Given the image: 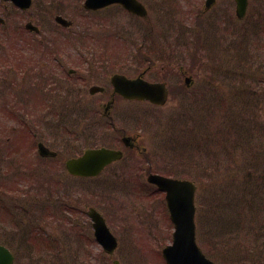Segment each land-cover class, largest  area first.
<instances>
[{"label": "flooded vegetation", "instance_id": "flooded-vegetation-1", "mask_svg": "<svg viewBox=\"0 0 264 264\" xmlns=\"http://www.w3.org/2000/svg\"><path fill=\"white\" fill-rule=\"evenodd\" d=\"M137 1L145 8L144 16L129 13L118 4L87 10L85 0H0V182L5 184L6 172L11 178L21 177V180L34 174L28 179L31 183L26 184L28 189H21L19 193L27 191L25 200L33 193L35 200L39 201L41 192H47V219L68 221L62 243L69 245L63 251L68 259L81 254L88 241L96 243L101 249L99 253L102 252L89 217V213H94L92 210L99 213L98 210L83 204L90 236L85 237L84 229L69 219L70 206H76L74 202H86V193L103 196L111 183L116 186L118 183L113 182L120 180L126 185L119 183L120 192L126 189L135 195L152 189L160 198L164 196L148 182L152 174H161L152 171L149 147L145 144L146 134L135 126L137 120L131 106L163 109L168 103L160 106L139 100L137 96H130V89L140 90L146 84H158L164 88L170 102L172 97L193 95L197 84L196 75L184 67L188 59L183 47L188 44L185 42L190 31H197L181 29L178 24L177 27L176 24L171 27L167 24L163 30L154 29V17L161 19L159 12L168 20L176 14L181 16L179 12H171L172 0ZM205 2L203 0L196 18L207 14L214 16L206 34L217 36V40L208 43L210 47L206 44L209 54L205 60L197 59L204 51L199 44L192 47L193 60L192 55L188 58L193 67L199 63L205 67L208 75L200 84L213 92L215 52L223 53L225 58L220 61L222 73L230 76V35L264 32V0H247L240 18L237 17L235 0H211L207 7ZM121 12L140 27L137 29L141 35L138 45H129L132 35L120 33L118 27H113L114 17ZM234 21L238 22V27L236 24L232 27ZM93 25L101 26L98 35L88 29ZM96 38L101 41L99 45L92 42ZM240 65L244 66L241 62ZM133 81L137 86L129 85ZM39 127L40 130L45 128L46 135L39 132ZM52 130L57 133L56 139L50 135ZM40 147L45 149V155L40 153ZM98 148L119 151L121 156L94 176L72 172L76 170H73L75 167L72 169L71 161L78 160L89 149ZM40 165H44L39 172L44 178L38 185ZM85 168L83 165L79 170ZM68 180L73 181L75 198L71 197ZM42 182L48 186L51 184L52 188H42ZM92 184L94 186H89ZM14 207L15 213L12 212ZM18 209L23 211L15 204L7 208L0 206V245L11 254L12 264H21L20 249L29 250L32 257L38 251L35 246L43 247L37 236L23 235L26 229L22 230L17 223L22 220ZM37 210L32 208V215ZM28 211L24 209L26 216ZM7 217L10 221L13 217L20 219L14 220V224L10 222L11 233L6 227ZM38 221L37 213L34 222ZM32 225L28 223L27 227ZM54 233L59 234L52 231L48 247L58 249L55 241L59 236L55 237Z\"/></svg>", "mask_w": 264, "mask_h": 264}, {"label": "rangeland", "instance_id": "rangeland-1", "mask_svg": "<svg viewBox=\"0 0 264 264\" xmlns=\"http://www.w3.org/2000/svg\"><path fill=\"white\" fill-rule=\"evenodd\" d=\"M202 2L172 0L171 12H179L181 16L176 14L168 20L159 12L161 19L156 16L153 19L154 29L163 30L167 24L170 27L178 24L181 29L197 31H190L185 42L188 44L183 46L188 59L184 67L193 68L189 71L196 75L193 95L172 97L163 109L134 104L131 106L137 120L134 124L146 134L145 144L149 147L152 171L196 183V242L202 252L216 264H264V32L252 31L244 36L239 35L240 32L231 33V75L222 73L220 61L225 57L223 53L215 52L214 87L218 89L209 92L200 84L208 75L205 67L200 63L193 67L188 58L192 55L193 60L192 47L199 44L204 51L197 59L205 60L209 54L206 44L210 47L208 43L217 40V36L206 34L214 16L207 14L196 18ZM131 19L121 12L114 17L112 24L119 28L118 32L132 35L129 45H138L141 43V35L137 33L140 27ZM234 22L232 27L234 24L238 27V22ZM107 26H111L110 23ZM100 27L93 25L88 29L98 35ZM92 42L99 45L101 41L96 38ZM240 62L245 67L239 66ZM218 65L221 68H216ZM38 129L46 135L45 128ZM56 134L52 130L50 135L56 139ZM42 166H38V185L44 178L39 174ZM4 175L5 184L0 182V206L7 208L15 204L23 208L22 212L18 209L22 220L13 217L10 221L7 217V230L11 233L10 222L14 224L16 219L20 220L17 223L22 230L28 229L27 224L34 223L37 213L39 217L33 226L38 229L39 244L43 247L35 246L38 251L32 257L29 250L20 249L21 264H112L113 259L120 264H165L161 250L170 243L173 228L163 196L159 199L152 189L146 188L148 192L135 195L126 189L120 192L119 183H125L117 180L113 183L118 184L111 183L103 196L86 193V202H74L76 206H70L69 219L84 229L85 237L90 236L91 229L85 221L88 218L84 211L93 206L105 218L118 246L113 256H108L99 253L101 249L96 243L88 241L81 254L68 259L63 251L69 245L62 244L68 221L47 219V192H41L39 201L35 200L33 193L29 192L31 195H27V201L24 199L27 191L19 193L21 189H28L26 184L31 183L28 179L34 174L22 177L24 180L11 178L7 172ZM7 179H10L8 183ZM67 184L71 197L75 198L73 181L68 180ZM40 186L52 188L46 182ZM89 198L94 201L90 202ZM85 203L86 207L83 206ZM25 208L29 210L28 216L24 213ZM32 208H38V212L33 211L32 215ZM12 212L15 213V207ZM52 231L60 234L59 240L55 241L58 249L48 247L49 232L52 234Z\"/></svg>", "mask_w": 264, "mask_h": 264}, {"label": "water", "instance_id": "water-1", "mask_svg": "<svg viewBox=\"0 0 264 264\" xmlns=\"http://www.w3.org/2000/svg\"><path fill=\"white\" fill-rule=\"evenodd\" d=\"M114 1V0H112ZM112 1L86 0L87 8L102 7ZM130 12L138 16H144L145 10L136 2V0H118ZM211 0L206 1V7ZM237 14L240 15L246 4V0H236ZM129 85L137 86L136 82H129ZM131 97L137 96L139 100L147 99L153 104L164 105L166 103L167 93L160 85L146 84L144 89H130ZM156 95V97H153ZM158 96V97H157ZM136 98V97H135ZM119 154L105 149L88 151L84 161L87 162L85 174L95 175L101 169L114 159L119 158ZM78 170V169H75ZM79 173V171H76ZM84 173V171H80ZM151 182H154L159 189L165 192V201L170 220L174 226L172 234V244L162 250V256L166 264H214L207 259L201 252L195 241L194 225V192L195 186L187 180H175L161 176H151ZM94 221L95 237L103 246L104 251L112 254L116 248V239L110 234L105 226L103 219L97 214L92 213ZM0 264H11L10 255L0 248ZM113 264H119L114 261Z\"/></svg>", "mask_w": 264, "mask_h": 264}]
</instances>
